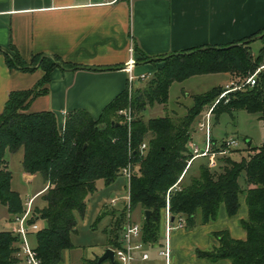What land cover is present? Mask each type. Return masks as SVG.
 I'll return each instance as SVG.
<instances>
[{
	"label": "trees",
	"instance_id": "1",
	"mask_svg": "<svg viewBox=\"0 0 264 264\" xmlns=\"http://www.w3.org/2000/svg\"><path fill=\"white\" fill-rule=\"evenodd\" d=\"M256 39L263 43L257 54L252 50V42ZM134 48L142 55L141 60L157 58L136 42ZM161 57L164 63L149 76L146 84L134 86L131 96L127 87L97 118L84 108L71 110L60 129L57 114L52 109H25L37 94L47 91L46 83L55 67L85 66L67 61L58 54L36 53L31 60H26L18 51L6 52L11 68L44 70L34 87L12 90L0 112V202L6 205L14 219L26 210L20 192L12 187L13 173L5 158L8 148L22 147L25 171L28 174L41 172L48 184L40 195L43 205H34L28 220L30 225H38L29 234H35L33 247L41 264H58L65 250L76 247L73 235L78 231V215H85L90 197L98 190L97 181L103 179L106 185L113 183L123 175L122 168L129 163L133 170L131 208H142V239L151 250L164 245L161 240L168 204L173 226L184 221V227L191 230L216 220L222 204L229 216H235L241 205L240 194L246 193L248 218L241 224L247 237L237 239L228 229L220 230L215 233L219 241L217 247L196 252L198 257L211 261L228 259L231 264H264V143L252 147L254 152L241 160L232 157L231 153L237 150L232 147L230 152L217 156L216 166L204 160L198 164L196 173H189L194 163L192 160L188 166L194 156L189 142L195 120L210 108L225 86L215 85L195 94L194 104L182 116H145L148 107L168 101L170 87L176 80L196 74L228 72L240 81L254 72L264 63V26L231 43L198 45ZM229 94L227 101L222 99L214 107L216 118L224 111L234 114L236 110L246 109L260 112L264 119V71L256 84L232 90ZM124 108L132 111L130 127L120 113ZM147 209L151 210L149 221L145 218ZM112 215L107 247L117 248L121 246L127 204L114 210ZM103 217L99 214L94 225ZM40 221L45 225L40 226ZM20 241L21 236L13 230H0V264L24 262L18 255ZM83 264L103 263L96 258L84 259ZM111 264L119 263L115 260Z\"/></svg>",
	"mask_w": 264,
	"mask_h": 264
},
{
	"label": "crops",
	"instance_id": "2",
	"mask_svg": "<svg viewBox=\"0 0 264 264\" xmlns=\"http://www.w3.org/2000/svg\"><path fill=\"white\" fill-rule=\"evenodd\" d=\"M263 26L264 0H0V112L12 90L34 87L44 75L42 68L32 71L11 68L6 52L18 51L26 60L36 53L58 54L85 66L55 67L46 83L47 91L37 94L25 109H52L62 129L69 111L84 108L97 118L110 101L129 88L127 64L131 58L135 59L137 75L151 76L156 71L162 61L141 60L139 52L131 49L135 42L149 55L161 57L198 45L231 43ZM24 172L30 180L39 173L28 174L25 169ZM41 175L43 186L29 196L34 197L32 206L48 186ZM101 180L105 188H98L90 197V206L87 205L82 218L87 217L90 207L97 218L114 193V197H119L117 203L121 200L117 180L109 185ZM246 197V193L240 194L241 205L235 216H229L222 204L214 221L191 230L173 228L170 233L173 264H231L228 259L211 261L198 257L196 251L217 247L215 233L220 230L228 229L237 239L247 237L241 224L248 218ZM6 210L5 219L14 226L15 219L7 207ZM94 221L87 224L95 234L99 224L94 225ZM85 225L77 224L74 236L78 240L79 230ZM163 227L166 235L165 222Z\"/></svg>",
	"mask_w": 264,
	"mask_h": 264
},
{
	"label": "rangeland",
	"instance_id": "3",
	"mask_svg": "<svg viewBox=\"0 0 264 264\" xmlns=\"http://www.w3.org/2000/svg\"><path fill=\"white\" fill-rule=\"evenodd\" d=\"M261 39H256L252 42V50L255 54L260 51L262 46ZM140 59H142V55L139 53ZM155 60L162 61L160 66L164 63V58L157 57ZM154 60V61H155ZM158 66L157 69L160 67ZM149 77L147 78H138L135 80V86H141L147 83ZM239 79L236 75H233L228 72H213V73H203L192 75L183 80H176L172 83L170 87V96L166 103L160 104L156 103L153 106H150L145 111L146 117L158 116V115H171L173 117L182 116L187 113L188 108L194 104V96L198 93H203L204 91L210 89L212 86L221 85L226 86L228 83H232V81H236ZM221 94V92H220ZM219 94V95H220ZM219 95L217 97H219ZM230 97V94H227ZM216 97V98H217ZM224 99V98H223ZM206 112V111H205ZM204 112V113H205ZM197 116L194 123V131H193V140L203 147L205 144V131L200 130L197 127V120L204 114ZM213 134L215 137L222 139L226 136H233L239 140V144L234 146V150L231 155L234 159L241 160L244 156L248 157L250 153H253L252 147H256L264 143V119L261 118L260 112H249L246 109H239L234 111V114H231L227 111H224L220 114L218 118L214 113L213 116ZM64 127V126H63ZM249 139V140H248ZM222 155V154H221ZM23 157V149L22 147L11 150L7 149L5 153V158L9 165V168L12 170V187L18 191H20L23 201L26 204L29 196H32L34 192L41 188L44 184L41 172L35 174V177L30 179L26 178V174L24 172V166L22 162ZM194 163L191 165L190 174L197 172V166L201 161L207 160L209 164V158H204V156H198L193 159ZM210 165V164H209ZM243 178V174L241 175V179ZM125 183V185H124ZM116 185L119 186V196L121 200L116 204V206H112L111 199L115 196L114 194L110 195L109 205L105 204L104 209L101 214L106 218V220L101 223L99 222L97 232L94 234L91 231L90 222L95 220L96 215L93 209L88 208L89 214L86 218H79L78 222L80 225L85 223L83 229L79 230L78 240L76 235H73V241L76 244V247L73 250H66L63 253L62 261L58 264H83L84 259L93 260L99 258L104 254L105 247L108 245V235L104 233L105 229H109V224L112 221L113 215L112 212L114 210L124 208L126 204L125 195L127 193V184L126 180L123 177H118L116 181ZM99 190L105 188L104 183L100 179L98 182ZM113 196V197H112ZM90 201H88V205L90 206ZM43 205L42 197L39 196L35 204L33 205ZM27 206V204H26ZM40 206V207H41ZM41 209H39L40 211ZM132 210V218L136 221L142 222L143 212L140 206H136ZM107 212V215H104V212ZM34 212V207L32 206V214ZM8 216L7 210L4 204L0 203V230L11 229L13 226L9 223L8 219L5 217ZM14 218V215H12ZM87 221L89 222L87 224ZM94 221L93 224H95ZM106 222V223H105ZM110 222V223H109ZM109 223V224H108ZM40 226H44L45 222L40 221ZM98 224V223H97ZM101 224V225H100ZM166 226V220H165ZM164 228V227H163ZM104 233V234H103ZM29 241L32 246L36 244L35 234L29 236ZM79 241V242H78ZM162 244L165 242V234L164 229L162 230ZM150 249V254L152 256L153 264H164V260L159 256L158 252L161 248L160 245L155 246L151 250V246H148ZM103 264H111L109 260L102 261Z\"/></svg>",
	"mask_w": 264,
	"mask_h": 264
},
{
	"label": "built area",
	"instance_id": "4",
	"mask_svg": "<svg viewBox=\"0 0 264 264\" xmlns=\"http://www.w3.org/2000/svg\"><path fill=\"white\" fill-rule=\"evenodd\" d=\"M132 51L134 46L131 47ZM134 63L135 59L131 58L128 61L127 68L130 71V85H129V95H132L133 91V81L135 78H147L150 74L141 73L137 75L134 72ZM264 71V63L259 65L254 72H252L247 77L241 79L240 81H232L225 86V89L221 92L219 97H217L210 108L197 120V127L200 130L205 131V144L203 147H200L192 139L189 142L191 149L194 152V156L189 160L188 166L191 161L198 156H207L210 166L217 165V156L220 154H225L230 152L231 148L239 144V140L233 136H226L225 138L215 140L213 134V116H214V107L217 105L220 100L224 98L225 101L229 99L230 91L246 87L248 85H254L258 81L259 74ZM120 113L124 115V121L128 123L130 127L131 120L133 118L132 111L129 108H124L120 110ZM249 140V139H248ZM146 146V143H143V147ZM122 174L126 179L127 184V193L125 195L126 204H127V215L126 221L124 224L122 236H121V246L113 248L115 253V260L119 264H153L152 256L150 254V249L148 245L143 241V224L140 221H136L132 218V208H131V196H130V182L133 174L131 164H127L122 168ZM34 197H29L26 201V210L22 216L15 218V224L11 230L21 236L20 241V251L18 255L23 258L26 264H41V259L38 256L37 251L31 245L29 241V232L31 230H36L38 228L37 224L30 225L28 220L32 216V202ZM119 197H113L111 202L113 204L117 203ZM184 221H181L177 226H173L171 220V212L169 209V204L166 208V235L164 245L160 248L158 254L164 260V264H173V251L170 241V233L175 227H184Z\"/></svg>",
	"mask_w": 264,
	"mask_h": 264
},
{
	"label": "water",
	"instance_id": "5",
	"mask_svg": "<svg viewBox=\"0 0 264 264\" xmlns=\"http://www.w3.org/2000/svg\"><path fill=\"white\" fill-rule=\"evenodd\" d=\"M262 35H263V33H262ZM150 215H151V210L147 209L145 211V218H146L147 221H149ZM104 260H109L112 263L115 261V253H114V250L111 247H107L105 249L104 254L99 258L98 262L101 263Z\"/></svg>",
	"mask_w": 264,
	"mask_h": 264
}]
</instances>
